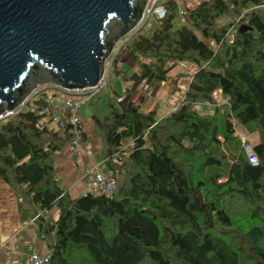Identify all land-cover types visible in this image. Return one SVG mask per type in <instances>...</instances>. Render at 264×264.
<instances>
[{
    "label": "trees",
    "instance_id": "1",
    "mask_svg": "<svg viewBox=\"0 0 264 264\" xmlns=\"http://www.w3.org/2000/svg\"><path fill=\"white\" fill-rule=\"evenodd\" d=\"M158 3L165 16L123 38L110 80L86 101L99 160L115 181L111 197L71 198L59 186L54 156L68 130L28 110L52 101L48 88L0 120V181L15 193L19 215L27 208L47 248L43 264H264V0H203L181 9L182 24L174 0ZM120 52L134 71L120 68ZM182 62L196 69L181 101L161 117L141 112L131 100L136 88L168 82ZM117 77L130 82L120 94ZM247 124L258 136L254 166L234 136ZM219 139L230 151L216 157L209 150ZM225 162V175L209 171ZM52 208L54 220L44 215Z\"/></svg>",
    "mask_w": 264,
    "mask_h": 264
},
{
    "label": "water",
    "instance_id": "2",
    "mask_svg": "<svg viewBox=\"0 0 264 264\" xmlns=\"http://www.w3.org/2000/svg\"><path fill=\"white\" fill-rule=\"evenodd\" d=\"M146 2L0 0V115L42 87L97 85L105 60L140 22Z\"/></svg>",
    "mask_w": 264,
    "mask_h": 264
},
{
    "label": "crops",
    "instance_id": "3",
    "mask_svg": "<svg viewBox=\"0 0 264 264\" xmlns=\"http://www.w3.org/2000/svg\"><path fill=\"white\" fill-rule=\"evenodd\" d=\"M125 55L128 54L122 55L123 61H118L120 68L126 72L134 71L135 65L133 61L131 59L129 61ZM128 57L130 56L128 55ZM180 73L184 74V76L177 77ZM167 76L170 80L173 79L171 84L168 83L170 80L154 84L143 82L136 88L131 100L141 112L148 113L154 109L157 115L161 117L172 111L181 101L188 85L190 74L179 66L178 69H175V67L171 68ZM129 85L130 82L123 83L115 79L112 83V88L117 94H120L122 89ZM171 88L174 90L171 91ZM82 115L78 113L80 128L84 137L79 147L72 151L68 146H64L54 156L55 178L59 186L71 198L83 195L86 192L90 176H84L85 169L88 171L95 169L100 173L99 166L94 160L96 156H99L97 155L99 154V146L95 141L96 137L94 136L89 117L86 120L82 118ZM234 132L237 140L241 137L253 146L258 143L257 133L250 124L238 126ZM220 142L219 147L209 150L216 157L220 156L222 151H230L229 142ZM75 159H77V163ZM229 165L228 162H225L220 168H209V171H218L225 175ZM222 167L225 168L222 170ZM17 205L18 200L15 193L6 183L0 181V264H28V256L30 254L42 255L47 253L45 243L35 236L34 222L32 218L28 217L25 211L27 208L23 207L24 213L19 215ZM44 215L46 218L54 220L57 210L52 208L45 212Z\"/></svg>",
    "mask_w": 264,
    "mask_h": 264
},
{
    "label": "built area",
    "instance_id": "4",
    "mask_svg": "<svg viewBox=\"0 0 264 264\" xmlns=\"http://www.w3.org/2000/svg\"><path fill=\"white\" fill-rule=\"evenodd\" d=\"M158 1L159 0H147L144 13H146L148 17L161 19L165 16L166 9L162 5L158 4ZM177 17V21L179 24L185 22L183 12L181 10L178 11ZM179 66L182 68V70L190 75L194 73L196 69L195 66H189L188 64L183 62L180 63ZM107 75L105 76V78H103L102 75V78L94 87L81 91L48 88L49 91L54 94V98L52 99V101L48 105L40 106L39 108L35 106H29L28 110L30 113L41 115L44 123H50L57 128L66 127L69 133L67 146L72 151H74L79 147L83 138V133L81 132L80 128V120L78 117V109L80 106L86 103L89 96L97 93L103 86L107 84ZM116 79L119 80L118 77ZM39 90L40 89H37L35 92H33L13 111L2 113L0 115V120L9 116H14L17 113L25 110L26 103L29 98L36 95ZM211 97L217 105L222 103L219 90L213 91L211 93ZM118 100H120V98ZM44 123L37 124L36 128L38 130H42ZM239 142V146L245 154L248 164L251 166L256 165L257 159L256 155L253 152V145L241 138L239 139ZM123 148L128 150L129 145H125ZM75 162H78L77 159H75ZM84 176H90L87 182V189L85 193H89L91 195H101L106 198L111 197L115 188V181L112 177H105L95 169H93L92 171H88L85 169ZM48 258V253L42 255L33 253L28 256V264H43L48 260Z\"/></svg>",
    "mask_w": 264,
    "mask_h": 264
},
{
    "label": "rangeland",
    "instance_id": "5",
    "mask_svg": "<svg viewBox=\"0 0 264 264\" xmlns=\"http://www.w3.org/2000/svg\"><path fill=\"white\" fill-rule=\"evenodd\" d=\"M175 2H176V4H177V7H178V10H181V9H183V7H188V8H191L192 6H195L198 2H200V1H203V0H174ZM159 4V3H158ZM148 19H150V17H148L147 15H146V13H143V16H142V18H141V20H140V22L135 26V28H134V30L132 31V32H134V31H136L137 29H139ZM177 21V20H176ZM131 32V33H132ZM129 35V34H128ZM127 36V35H126ZM126 36H124V37H126ZM124 37H122L116 44H115V46H114V48H113V50H112V52H111V54H110V56L105 60V62H104V69H103V78H105V76L107 75L108 77H107V83H108V81L110 80V78H111V74H110V62H111V59L115 56V55H117V53H119L118 51H119V49H120V47H121V45L124 43V41H123V38ZM126 52H123V53H121L120 52V55L118 56V58H117V61H123V54H125ZM122 57V58H121ZM125 57L126 58H128L129 59V61H130V59H131V57H128V55H125ZM132 60V59H131ZM125 61H127V60H125ZM134 63V62H133ZM120 66V65H119ZM130 66H131V64H130ZM175 69H178V67H175ZM46 88V87H45ZM44 87H42V88H39V89H45ZM49 91V90H48ZM78 113H80V114H83L82 115V118L83 119H86V120H88V118L87 117H89V108H88V106H87V103H85V104H83L82 106H80L79 107V109H78ZM236 127H238V126H235V128ZM235 128H234V130H235ZM92 130L94 131V136L96 137V139H95V141L98 143V146L100 147V139H99V137L97 136V134H96V132H95V130L92 128ZM234 134H235V132H234ZM241 138V137H240ZM239 138V139H240ZM241 139H243V138H241ZM244 140V139H243ZM246 141V140H245ZM238 142H239V140H238ZM247 142V141H246ZM240 143V142H239ZM238 143V145H240ZM248 143H250V142H248ZM251 144V143H250ZM98 155V154H97ZM94 160L97 162V164H98V166H99V169H100V173L103 175V176H108V171H107V169H106V167L100 162V160H99V156H96L95 158H94ZM225 167H222V170L224 169ZM56 216L57 215H55V217H54V219L56 218ZM51 220H53V219H51Z\"/></svg>",
    "mask_w": 264,
    "mask_h": 264
}]
</instances>
